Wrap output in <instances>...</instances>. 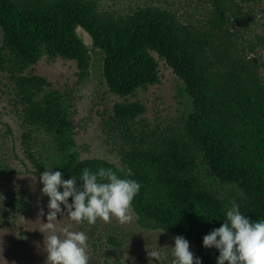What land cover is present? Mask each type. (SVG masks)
Returning <instances> with one entry per match:
<instances>
[{"label": "trees", "instance_id": "16d2710c", "mask_svg": "<svg viewBox=\"0 0 264 264\" xmlns=\"http://www.w3.org/2000/svg\"><path fill=\"white\" fill-rule=\"evenodd\" d=\"M157 2L124 14L99 0H0V72L21 119L24 171H61L82 187L84 168H112L141 184L133 200L141 226L183 236L203 264H218L219 250L203 238L225 223L231 201L250 220L264 219V0H198V15L184 17ZM44 55L76 62L74 87L61 91L33 72ZM160 60L177 76L182 106L149 120L146 105L128 97L160 82ZM83 90L100 99L98 125L115 160L78 149ZM41 131L54 141L49 163L33 149ZM13 136L0 109V148ZM12 173L0 157V211L16 220L30 213L32 197L9 189Z\"/></svg>", "mask_w": 264, "mask_h": 264}, {"label": "rangeland", "instance_id": "374dc122", "mask_svg": "<svg viewBox=\"0 0 264 264\" xmlns=\"http://www.w3.org/2000/svg\"><path fill=\"white\" fill-rule=\"evenodd\" d=\"M198 0H99L102 7L124 14L132 13L143 3H162L178 10V13L188 16L192 11V5ZM200 7V4H199ZM192 11V12H191ZM196 15L197 11H196ZM156 55V54H155ZM157 56V55H156ZM160 82L141 87L130 100H140L146 105V112L142 115L149 120L160 116L168 118L177 116L181 109L180 96L178 95L177 76L164 60H160ZM76 62L60 56L50 58L46 55L34 65L33 72L46 77L54 88L65 91L75 86ZM9 79L4 72H0V109L2 120L7 121L14 132V140L6 143L0 148V157L8 159L14 173L9 175L7 182L9 189L28 191L31 194V211L26 216L14 220L12 211H0V264H47V252L44 248V234L40 231L43 222H47L49 197L43 195V183L35 174L24 171L28 165L22 147L21 119L13 106L7 92ZM84 97L79 103L78 120L80 121V132L83 137L78 139V149L82 156L100 155L113 158L108 146L105 145V131L98 125L99 117L96 110L101 109L100 99L93 97L88 90L78 92ZM111 99L121 100L119 96L112 95ZM33 149L37 150L49 163L55 157V146L52 138L45 131L36 132L33 135ZM7 188V189H8ZM60 191H63L61 187ZM64 207L63 205L61 206ZM43 209L44 215L40 212ZM66 211V210H65ZM4 213V214H3ZM63 224L73 223L67 217L58 215ZM74 230L84 232L88 237L89 263L92 264H149L147 247H174L176 235L167 233L160 229H150L141 226L134 219L131 223L121 225L115 218L110 223L97 220L90 225L87 222L75 225ZM116 237L120 242L118 246L112 245L108 238ZM163 251L168 253V259L163 264H170V248ZM190 251L194 249L190 246ZM197 257V256H195ZM153 264H159L153 261ZM201 264L202 261H201Z\"/></svg>", "mask_w": 264, "mask_h": 264}, {"label": "clouds", "instance_id": "9594fccd", "mask_svg": "<svg viewBox=\"0 0 264 264\" xmlns=\"http://www.w3.org/2000/svg\"><path fill=\"white\" fill-rule=\"evenodd\" d=\"M119 171L132 176L131 169ZM78 178L83 181L82 187L77 186V176L65 180L61 171L46 170L40 176L44 185L42 193L49 197L47 222L40 229L44 234L47 264H89L88 237L74 230L73 223L94 225L98 219L110 223L115 218L123 225L134 219L133 200L141 189L136 180L121 178L117 171L104 167L97 172L84 168ZM230 204L225 223L204 236V247L219 250L218 264H264V219L252 221L241 213L235 201ZM40 215H44L43 209ZM58 215L73 223L63 224ZM174 241V247L148 246L149 264L153 261L163 264L168 259L165 248H170V264H201L190 251L187 239L176 236Z\"/></svg>", "mask_w": 264, "mask_h": 264}, {"label": "water", "instance_id": "95a60500", "mask_svg": "<svg viewBox=\"0 0 264 264\" xmlns=\"http://www.w3.org/2000/svg\"><path fill=\"white\" fill-rule=\"evenodd\" d=\"M77 33L83 37L86 42L90 43L92 41L91 35L82 26L77 27Z\"/></svg>", "mask_w": 264, "mask_h": 264}]
</instances>
